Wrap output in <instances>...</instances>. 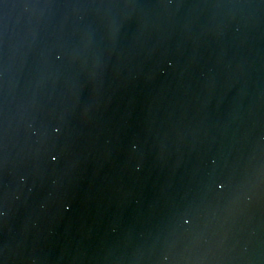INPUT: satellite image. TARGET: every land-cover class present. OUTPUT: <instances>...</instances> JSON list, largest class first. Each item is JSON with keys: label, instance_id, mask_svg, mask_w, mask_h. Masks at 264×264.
<instances>
[{"label": "water", "instance_id": "1", "mask_svg": "<svg viewBox=\"0 0 264 264\" xmlns=\"http://www.w3.org/2000/svg\"><path fill=\"white\" fill-rule=\"evenodd\" d=\"M0 264H264V0H0Z\"/></svg>", "mask_w": 264, "mask_h": 264}]
</instances>
